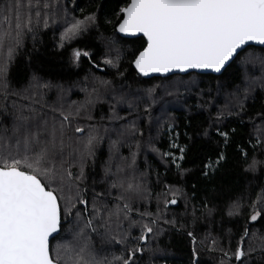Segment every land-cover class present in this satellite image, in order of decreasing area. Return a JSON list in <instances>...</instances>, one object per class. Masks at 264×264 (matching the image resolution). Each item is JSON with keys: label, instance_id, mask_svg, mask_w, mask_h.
Here are the masks:
<instances>
[{"label": "snow or ice", "instance_id": "1", "mask_svg": "<svg viewBox=\"0 0 264 264\" xmlns=\"http://www.w3.org/2000/svg\"><path fill=\"white\" fill-rule=\"evenodd\" d=\"M52 7L48 0L0 3V264H140L145 251H161L153 245L167 231L165 226L178 231L185 227H178L174 214L168 216L169 205L181 198L186 212L191 207L193 223L201 216H220L228 247L216 237H207L212 249L221 253L220 264H264V186H258L253 199L249 181L245 191L226 200L223 188L217 194L216 187H209L233 146L236 128L225 124L232 117L239 124L247 117L251 125L249 148L236 145L243 171L253 177L264 173V111L249 114V106L264 96V48L259 54L246 51L253 47L250 42L264 46V0H127L116 13L118 22L109 36L98 32L97 11L73 18L58 47L97 30L94 39L99 41V51L73 49L70 62L79 66L83 57L102 70L93 61L99 55L100 63L115 72L112 79L94 73L86 76L76 85L84 99L71 102L63 95L70 89L41 85L35 73L27 87H10V66L24 37L32 34L35 39L41 24L48 27L50 17L44 10ZM137 36L144 40L139 49L129 52L122 47L125 38ZM126 55L131 56L133 73L123 67ZM233 63L239 68L236 78L218 83L216 95L210 90L209 98L197 104L216 110L209 125L196 134L185 133L186 142L181 144L180 133L172 135L174 125L169 123L170 149L178 155L171 150L159 153L178 177H184L192 171L184 162L197 148V140L205 138L214 145L199 168L206 185L199 207L191 204L201 191L196 184L189 195L182 187L164 184L156 173V184L162 188L154 192L152 172L138 173L136 159L145 144L159 151L151 137V131L158 132L161 126L160 118L153 115L156 106L162 108L167 97L179 100L181 89L189 90L191 81L177 73H222ZM154 74L160 75L159 82L142 87V78L155 79ZM37 87H56L60 95L55 102L45 103ZM98 105L106 111L96 121L93 113ZM101 130L110 134L109 159L102 167L100 183L105 187L97 191L96 181L88 183L87 169L95 166ZM124 147L128 156L121 154ZM209 191L219 203H212ZM153 199L156 212L146 208ZM237 217L243 223L233 246L232 228L227 226L239 224ZM186 234L195 239L192 231ZM93 237L99 239V249ZM192 255L194 264H199L195 248Z\"/></svg>", "mask_w": 264, "mask_h": 264}, {"label": "trees", "instance_id": "2", "mask_svg": "<svg viewBox=\"0 0 264 264\" xmlns=\"http://www.w3.org/2000/svg\"><path fill=\"white\" fill-rule=\"evenodd\" d=\"M52 4L51 9L44 10L47 12L49 18L48 27H44L42 24L35 31V39L32 34H28L24 37L23 47L16 55L14 62L10 66L9 81L10 87L20 89L27 87L33 73L39 77V83L52 85H63L65 89H70L69 99L67 102L83 100L84 93L77 88V84L84 81L86 76L94 73L96 76H101L106 79H112L115 70L106 68L100 63L101 57L99 55L93 56V61L100 64L102 70H98L92 67V64L88 59L81 57L79 66H75L70 62V54L73 49L90 50L93 53L99 51V41L94 39L99 33H103L105 36L112 34L113 27L118 22L116 13L119 8L123 6L127 0H48ZM3 3V0H0ZM97 11L100 17V27L97 30H93L87 36L74 39L70 42H65L64 47H58L60 43V36L63 30L69 26L73 18H83V16L89 13ZM105 19L112 21V24L104 23ZM119 38V37H118ZM144 43L142 37L134 39L125 38L122 41V47L129 52L139 49ZM263 47H251L246 51L261 53ZM243 55V53H242ZM131 56L126 55L123 59V67L127 69L129 73H133L131 65L128 63ZM239 73V68L236 63H233L231 67H227L226 70L220 75L212 74H199L189 73L186 75L176 74L179 78L185 81H191L188 85L189 90L185 91L181 89V98L179 100L173 97H167L163 110L160 105L156 106V110L153 115L160 118V128L151 131L152 145L159 151H153L152 147L147 144L143 145L136 159V170L138 173H143L146 170H150L152 175L150 182L154 192H159L162 185L156 184V173H159L161 180L164 184H171L175 187H182L189 195L192 193V185L196 184L197 188L201 189L197 198L191 201V204L199 207L200 201L204 198L205 181L199 173V168L202 166L205 156L213 153L214 145H208L205 138L197 140V148L190 153L184 162V166L192 169L184 177H178L176 170L169 163L161 160L159 153L167 152L169 150L176 152V149H170L169 133L167 131V125L169 123L174 125V131L180 133L178 142L183 144L186 142L185 133L193 135L206 128L211 122L210 118H214L216 110L214 108H198L197 104L202 99H208L206 95L210 90L212 95L215 96V89L218 83L226 82L229 79H235ZM175 78V77H174ZM160 77L142 78V87H149L154 83H158ZM36 92L42 93V99L45 103H53L57 100L58 88H42L37 87ZM66 91L63 95L66 97ZM66 101V100H65ZM103 111H106V107L98 105L97 109L93 113L95 120L99 121ZM264 111V96L257 99L255 105L249 106V114L255 115L257 112ZM245 123L239 124L235 117L229 118L225 121V124L230 127L236 128V134L233 137V146L227 150L228 161L225 166L217 173L216 179L209 187H216L218 189L223 188V198L226 200L228 196H236L248 188V182L251 181V188L249 189L255 199V194L259 191L258 186H264V173L253 177L249 173L243 171V162L237 151L236 145L239 144L245 148H249L247 144V138L251 132V125L247 122V117L244 118ZM82 124H86L87 121H81ZM259 123V121H257ZM101 130V136H105L104 141L100 143L97 148V159L95 166L89 165L87 169L89 185L93 181H96V190H102L105 185L100 183L103 178V163L109 159V141L108 136ZM149 136L148 128H145V141ZM107 137V139H106ZM115 139L114 136H112ZM133 151L135 149H132ZM123 156L129 155V149L124 147L121 149ZM249 154H251L249 150ZM264 159V157H261ZM118 161H113V164ZM180 180V183L177 181ZM115 195V190H113ZM208 198L212 200L213 193L209 191L207 193ZM179 204L176 207H168V216L178 221V227L180 224L185 227L182 230L175 228H168L167 231L155 242L153 245L158 246L161 251L152 254L145 251L143 257L140 258V264H194L195 257L192 255L193 248L196 249L199 264H220L221 253L212 249L211 240L207 237H216L221 242V246L227 248L226 237L224 233L227 228L222 230L220 224V216L216 215L214 218L200 217L195 223L192 222L191 207L185 211V202L181 198ZM212 203H219L217 200H212ZM211 207V204H209ZM146 208L150 212H156V200L153 199L146 205ZM144 207H141V211ZM247 211V210H246ZM246 214V213H245ZM200 216V213H197ZM239 224L235 227L229 224L227 227L232 228L233 239L232 245H235V241L238 238L236 235L240 231V224L243 223L239 217ZM194 233L193 237L187 236V231ZM68 238V237H66ZM96 247H101L100 241L97 237H93ZM259 243V241H257ZM115 251V250H114ZM118 255L119 252L117 251ZM259 255V252L256 253Z\"/></svg>", "mask_w": 264, "mask_h": 264}, {"label": "water", "instance_id": "3", "mask_svg": "<svg viewBox=\"0 0 264 264\" xmlns=\"http://www.w3.org/2000/svg\"><path fill=\"white\" fill-rule=\"evenodd\" d=\"M137 37H142V36H137ZM137 37H127V38H129V39H134V38H137ZM250 43H252L253 44V46H255V47H263L264 48V46H260V45H257V44H255L254 42H250ZM226 68H227V66H226ZM224 72V70H222V73ZM189 73H199V74H212V75H220V74H222V73H201V72H199L198 70H190V72ZM189 73H177V74H180V75H186V74H189ZM154 76L155 77H160V75L159 74H154ZM146 79H149V78H152V77H145ZM178 204H179V202L176 204V205H169V207H176V206H178Z\"/></svg>", "mask_w": 264, "mask_h": 264}, {"label": "rangeland", "instance_id": "4", "mask_svg": "<svg viewBox=\"0 0 264 264\" xmlns=\"http://www.w3.org/2000/svg\"><path fill=\"white\" fill-rule=\"evenodd\" d=\"M80 61H81V60H80ZM79 64H80V63H79ZM75 66H76V65H75ZM76 89L78 90V89H80V87H77ZM70 91H71V90H70ZM70 91H68L66 97H64V99H65L66 101L69 99ZM58 92H59V89H58ZM59 93H60V92H59ZM163 110L165 111V110H166V107H163ZM102 137H103L102 141H104L105 136H102ZM106 139H107V137H106Z\"/></svg>", "mask_w": 264, "mask_h": 264}]
</instances>
